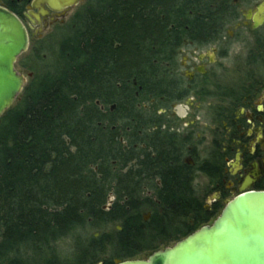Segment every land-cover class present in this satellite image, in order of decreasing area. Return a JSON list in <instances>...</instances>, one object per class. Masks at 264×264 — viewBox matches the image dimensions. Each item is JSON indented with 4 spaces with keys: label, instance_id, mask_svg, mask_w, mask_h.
<instances>
[{
    "label": "trees",
    "instance_id": "trees-1",
    "mask_svg": "<svg viewBox=\"0 0 264 264\" xmlns=\"http://www.w3.org/2000/svg\"><path fill=\"white\" fill-rule=\"evenodd\" d=\"M233 2L90 0L54 69L0 120V264H65L70 238L73 264L133 260L218 215L223 206L206 209L194 183L197 173L221 183L220 160L186 165L157 112L183 99L180 49L220 36Z\"/></svg>",
    "mask_w": 264,
    "mask_h": 264
},
{
    "label": "flooded vegetation",
    "instance_id": "flooded-vegetation-1",
    "mask_svg": "<svg viewBox=\"0 0 264 264\" xmlns=\"http://www.w3.org/2000/svg\"><path fill=\"white\" fill-rule=\"evenodd\" d=\"M233 5L235 16L220 36L207 45L185 42L180 49L175 73L183 99L157 112L163 117L162 130L178 139L183 162L196 167L199 162L195 165L194 152L186 151L191 139L167 129L165 114L182 102L192 104L197 97L213 101L214 120L222 125L214 130L215 152L211 155L213 161L220 160L214 167L216 180L221 182L215 187L218 201L223 198L220 184L229 186L233 198L242 190L264 191V0H234ZM89 7L90 0L63 9L58 4L51 8L44 0H0V8L24 24L29 46L32 40L42 43L51 39L68 21L70 29L77 15ZM231 61L237 67L232 74L224 68ZM156 130L158 127L153 128Z\"/></svg>",
    "mask_w": 264,
    "mask_h": 264
},
{
    "label": "water",
    "instance_id": "water-1",
    "mask_svg": "<svg viewBox=\"0 0 264 264\" xmlns=\"http://www.w3.org/2000/svg\"><path fill=\"white\" fill-rule=\"evenodd\" d=\"M79 1L44 0L49 7L58 4L61 9L76 6ZM28 48L24 24L0 8V120L23 92L26 78L15 65ZM115 264H264V191L242 190L225 203L212 224L146 260H117Z\"/></svg>",
    "mask_w": 264,
    "mask_h": 264
},
{
    "label": "rangeland",
    "instance_id": "rangeland-1",
    "mask_svg": "<svg viewBox=\"0 0 264 264\" xmlns=\"http://www.w3.org/2000/svg\"><path fill=\"white\" fill-rule=\"evenodd\" d=\"M69 26L70 21H68L64 25V27H62L52 35V38L54 37L53 39H46L42 43H38L35 40H32L30 42L28 51L24 53L21 57H19L15 67L17 72L26 78V84L24 86L23 92L36 76L42 75L45 72L52 71L54 69L57 63L59 44L64 39V37L69 34ZM262 32L263 30L259 33ZM233 63L234 62L231 61L230 64L224 67L230 74L233 73V68H237ZM224 73L226 74V71ZM30 74H32V77H29ZM23 92L17 98L14 106L18 104ZM154 103L152 101L150 106H153ZM213 105V101L210 98L207 99L197 97V99H194L192 101V104L182 102L181 104H178V108L171 107L166 111L165 114V122H167V129L170 128L171 132L176 131L183 138L187 137L191 139V141L188 143L186 151L192 150L194 152L196 158L195 165L197 164L196 161L202 163L203 161H206L208 159L212 160L211 155L213 152H215L212 144L213 138L215 137L214 130L222 125L221 123H216L214 120L215 109L213 108ZM180 111L184 112V114L180 115ZM185 159L188 160L190 158L186 156ZM192 161L194 163V160ZM220 185L223 191L222 201H218L217 199H215L216 184L211 183L209 178L205 176V174H196V179L194 183L196 195L200 200H202L206 209H211L215 204L219 202L222 206H225L224 202L233 199V196H231L228 192L229 186H227L226 184ZM143 196L152 197L153 194L151 191L145 190ZM114 203L115 196L110 195L106 205V209L109 210ZM220 212L218 213V215L220 214ZM142 214L144 218H146L148 221L150 211L145 209ZM213 220L209 224H211ZM116 228L117 225L116 227L113 226L112 229H110V232L114 233V230ZM119 228L120 227H118L117 229L119 230ZM92 235H95L97 238H99L102 233L93 232ZM73 243V238H70L60 244L62 253L66 256V258H64L65 264H67V262L68 264H73L70 259L74 252ZM174 244L175 243H171L166 246H163L160 250H163L167 247H171ZM150 255L151 252H147L144 255L138 256L136 259L146 260ZM106 259H108V257H106ZM110 259L111 257H109V260Z\"/></svg>",
    "mask_w": 264,
    "mask_h": 264
}]
</instances>
